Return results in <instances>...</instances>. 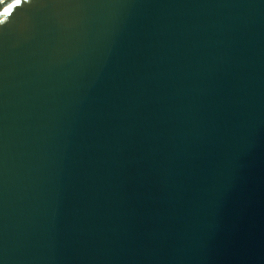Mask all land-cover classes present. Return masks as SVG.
Segmentation results:
<instances>
[{
    "label": "water",
    "instance_id": "obj_1",
    "mask_svg": "<svg viewBox=\"0 0 264 264\" xmlns=\"http://www.w3.org/2000/svg\"><path fill=\"white\" fill-rule=\"evenodd\" d=\"M0 264H264V0H0Z\"/></svg>",
    "mask_w": 264,
    "mask_h": 264
},
{
    "label": "snow or ice",
    "instance_id": "obj_2",
    "mask_svg": "<svg viewBox=\"0 0 264 264\" xmlns=\"http://www.w3.org/2000/svg\"><path fill=\"white\" fill-rule=\"evenodd\" d=\"M10 11H12V9H5L4 10L5 13H9Z\"/></svg>",
    "mask_w": 264,
    "mask_h": 264
}]
</instances>
